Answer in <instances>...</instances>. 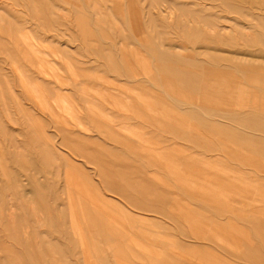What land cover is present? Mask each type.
Returning <instances> with one entry per match:
<instances>
[{
    "label": "rangeland",
    "instance_id": "374dc122",
    "mask_svg": "<svg viewBox=\"0 0 264 264\" xmlns=\"http://www.w3.org/2000/svg\"><path fill=\"white\" fill-rule=\"evenodd\" d=\"M263 82L264 0H0V128L12 129L11 151L0 134V264L46 263L42 249L67 238L73 262L104 264L100 234L85 230L89 256L65 233L83 191L64 188L104 172L136 197L115 199L139 214L118 236L125 251L180 233L152 210L174 191L193 199L204 264H264Z\"/></svg>",
    "mask_w": 264,
    "mask_h": 264
},
{
    "label": "crops",
    "instance_id": "0c3cea01",
    "mask_svg": "<svg viewBox=\"0 0 264 264\" xmlns=\"http://www.w3.org/2000/svg\"><path fill=\"white\" fill-rule=\"evenodd\" d=\"M154 105V104H152ZM74 130L70 131L73 132ZM76 131V130H75ZM0 134L5 136L6 140L3 149L5 150H12V129L9 128L5 119L3 124L0 128ZM2 149V150H3ZM105 172L100 177L101 180L97 184L90 181H84L83 183L78 181L80 177L76 176H69L66 180V185L64 188L70 189V187L77 186L82 189L83 195H80L78 199V208L72 209V219L75 221V225L65 232L69 235L77 234L79 236L82 235V240L84 242H79L82 247L87 246L86 250L84 247L83 250L89 254V247L87 244V239L85 237V230L88 228V232L100 234L101 237L104 238V241L107 243L108 250L107 252L102 253V260L104 264H191L188 263V260L192 258L195 259L197 263L203 262L205 260V252H206V244L202 240L200 241L198 237H194L196 240L190 242L189 234L191 225H196L198 228L200 225L199 216L191 213L188 209V203L193 201L189 199L187 195H182L180 193H172L166 194L164 196H157L152 195V204L153 203H167L170 204L164 210L161 209V206H152V210L162 213L166 217L170 218L171 220H175L178 223V230L179 234L175 235L173 238L166 237L159 239L162 234L155 235L158 236V240L156 242H152L151 249H146L147 252L143 253H136V249L131 246L134 244L136 246H140L141 248L146 247L144 243L140 240H136L135 237H132L130 240V244L127 246L129 247L128 251L122 248V243L125 242V239L122 237L121 239L118 238L120 233H128L127 231L130 229L131 231L136 226L135 216H139V214H135L130 210L120 209L119 203L115 200L116 198H123L126 201L130 202L131 204L135 203L133 200H136L134 195H128L121 193L120 189L116 188V181L112 180L109 175H104ZM185 181L186 186L192 188L196 187L199 188L201 183H204L203 180H200L199 177L194 179L185 178L182 179ZM133 182V181H131ZM130 182V183H131ZM189 182L191 184H189ZM83 185L80 186V185ZM134 185V184H131ZM134 187V186H133ZM106 191L111 192V196L107 194ZM163 197V198H162ZM55 204V201L52 200ZM171 204H173L171 206ZM11 207V205H10ZM169 207L171 210H168ZM119 208V209H118ZM140 208V207H138ZM143 209V208H140ZM57 210H59V206L57 205ZM151 211V210H149ZM133 214V215H132ZM84 220V226L80 223L79 219ZM60 216V215H59ZM190 217V218H189ZM203 221V218H202ZM176 223V224H177ZM185 225L186 227H184ZM187 228V229H186ZM61 233V230H60ZM130 234V233H128ZM200 232L197 234V236ZM204 234V233H203ZM115 236V237H114ZM203 236V235H202ZM76 238H65L66 243H61L62 246H58V244L46 247L47 250L41 251V254L46 256L43 260L46 263L42 264H56L53 262V255L59 254L61 257H64L67 261V264H78L77 262H73L70 259V256H77L79 246L74 242ZM101 242V241H100ZM97 244L99 241L97 240ZM124 245V244H123ZM85 246V247H86ZM168 246V247H167ZM49 248H52L49 250ZM131 249H134L131 251ZM84 251V252H85ZM212 251H214L212 249ZM202 254V255H201ZM204 254V255H203ZM90 256V254H89ZM109 256L112 257L113 263ZM202 256V257H201ZM212 261L214 264H220V255L213 254L211 256ZM79 261V260H78ZM218 261V262H217ZM196 263V264H197Z\"/></svg>",
    "mask_w": 264,
    "mask_h": 264
},
{
    "label": "bare ground",
    "instance_id": "6f19581e",
    "mask_svg": "<svg viewBox=\"0 0 264 264\" xmlns=\"http://www.w3.org/2000/svg\"><path fill=\"white\" fill-rule=\"evenodd\" d=\"M139 16H140V15H139ZM140 19H141V18H140ZM252 34H253V33H252ZM248 35H249V34H248ZM261 73H262V72H261ZM245 82H246V81H245ZM250 82H251V81H250ZM252 83L254 84L253 81H252ZM225 84H226V83H225ZM230 84H231V83H230ZM255 84H256V83H255ZM255 84H254V86H256ZM263 84H264V82H263ZM221 85H223V84H221ZM231 85H232V84H231ZM242 85H243V84H242ZM250 85H251V84H250ZM257 85H260V83L258 84V82H257ZM218 86L220 87V89H221L222 87H223V89L226 87L227 90L229 91L227 85H226L225 87H224V86L221 87L220 85H218ZM228 86H229V88H231L230 85H228ZM232 86H233V85H232ZM219 87L216 86L217 89H219ZM237 87H238V86H237ZM241 87H242V86H241ZM241 87H240V88H241ZM244 87H245V86H243V88H244ZM246 87H247V86H246ZM248 87H249V85H248ZM251 87H252V86H251ZM251 87H249V88H251ZM256 87H258V86H256ZM249 88H248V89H249ZM246 89H247V88H246ZM248 89H247V90H248ZM242 90H243V92H244L245 89H242ZM247 90H245V91H247ZM251 90H252V89H251ZM251 90H249L248 93H250ZM216 91H217V90H216ZM221 91H223V90H221ZM224 91H225V89H224ZM228 91H227V92H228ZM230 91H232V90H230ZM230 91H229L228 93H226V92H222V93H223L224 95H225V94H226V95H227V94L229 95V93H231V96H232V94H235V93H232V92H230ZM254 91H256V88H255ZM217 92H220V91H217ZM235 92H237V91H235ZM220 93H221V92H220ZM237 93H238V92H237ZM244 93H245V92H244ZM256 93H258V90H257V92H254L253 94H255V96H256ZM223 94H222L221 96H219V94H218V96H219V97H222ZM226 95H225V96H226ZM228 95H227V97H229ZM240 95H243V93L240 94ZM248 95H249V94H248ZM225 96H223V99H226V98H227V97H225ZM243 96H245V95H243ZM243 96H242V99H243ZM255 96L253 95V98H254ZM258 96H259V95H258ZM258 96H257V97H258ZM263 96H264V95L262 94V97H263ZM152 97H153V96H152ZM214 97H215V96H214ZM224 97H225V98H224ZM233 98H235V96H234V97L232 96V99H233ZM238 98H240V96H239ZM170 99H171V98H170ZM218 99H219V98H218ZM235 99H236V98H235ZM254 99L256 100V98H254ZM254 99H253L252 102H254ZM262 99H263V98H262ZM262 99H261V100H262ZM219 100H221V99H219ZM227 100H228V99H227ZM233 100H234V99H233ZM233 100H232V101H233ZM238 100H239V99H238ZM245 100H246V99H245ZM228 101H229V100H228ZM232 101L230 100V102H232ZM257 101H258V100H257ZM257 101H256V102H257ZM189 102H190V101H189ZM220 102H222V101H220ZM220 102H219V103H220ZM240 102H241V101H240ZM194 103H195V102H194ZM245 103H247V102H245ZM258 103H259V102H258ZM262 103L264 104L263 101L261 102V105H262ZM231 104H232V103H231ZM237 104H238V103H237ZM240 104H241V103H240ZM240 104H239V105H240ZM248 104H249V102L247 103V105H248ZM239 105H237V106L239 107ZM242 105H243V104H242ZM208 106H209V105H208ZM232 106H233L232 108H234L235 105H232ZM244 106H246V105H244ZM263 106H264V105L261 106V109H262V110H263V108H264ZM247 107H248V106H247ZM254 107H257V105H255ZM262 107H263V108H262ZM213 108H214V107H213ZM241 108H244V107H241ZM252 108H253V107H252ZM255 109H256V108H255ZM219 110H220V109H219ZM252 110H253V109H252ZM257 110H258V108H257ZM253 111H255V110H253ZM258 111H259V110H258ZM256 112H257V111H256ZM169 113H170V112H169ZM254 113H255V112H254ZM257 114H258V112H257ZM206 115H207V114H206ZM207 118H208V117H207ZM211 119H212V118H211ZM181 163H182V162H181ZM205 168H206V167H205ZM213 169H214V168H213ZM200 170H201V169H200ZM223 173H224V172H223ZM191 179H192V178H191ZM239 180H240V179H239ZM237 182H238V181H237ZM206 185H207V184H206ZM206 185H204V187H205ZM248 186H250V185H248ZM202 188H203V187H202ZM210 188H211V187H210ZM210 188H208V189H210ZM213 189H214V188H213ZM203 190H204V189H203ZM207 192H208V191H207ZM207 192H206V193H207ZM210 192H211V191H210ZM214 195H215V194H214ZM213 197H214V196H213ZM215 197H216V196H215ZM223 198H225V197H223ZM226 200H227V199H226ZM215 206H216V205H215ZM239 216H240V215H239ZM189 218H190V217H189ZM230 218H231V217H230ZM226 220H227V219H226ZM214 224H215V223H214ZM234 229H235V228H234ZM234 229H233V230H234ZM239 229H240V228H239ZM243 229H245V228H243ZM243 231H244V230H243ZM212 234H213V233H212ZM247 236H248V235H247ZM246 241H247V240H246ZM201 255H202V254H201ZM203 255H204V254H203ZM220 255H221V254H220ZM205 257H206V256H205ZM208 259H209V258H208ZM225 259H226V258H225ZM228 260H229V259H228ZM204 261H205V260H204ZM205 262H206V261H205ZM209 262H210V261H209ZM209 262H207V263H209ZM212 262H213V261H212ZM200 263H201V262H200ZM213 264H214V263H213ZM230 264H231V263H230Z\"/></svg>",
    "mask_w": 264,
    "mask_h": 264
}]
</instances>
